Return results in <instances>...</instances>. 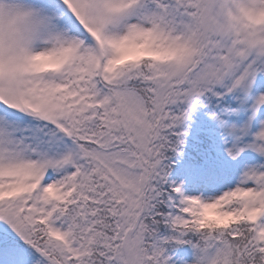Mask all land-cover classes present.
<instances>
[{
	"label": "snow or ice",
	"instance_id": "obj_1",
	"mask_svg": "<svg viewBox=\"0 0 264 264\" xmlns=\"http://www.w3.org/2000/svg\"><path fill=\"white\" fill-rule=\"evenodd\" d=\"M0 264H264V0H0Z\"/></svg>",
	"mask_w": 264,
	"mask_h": 264
}]
</instances>
